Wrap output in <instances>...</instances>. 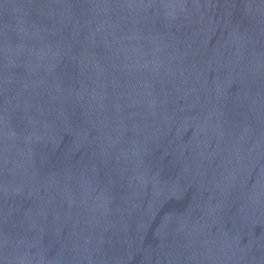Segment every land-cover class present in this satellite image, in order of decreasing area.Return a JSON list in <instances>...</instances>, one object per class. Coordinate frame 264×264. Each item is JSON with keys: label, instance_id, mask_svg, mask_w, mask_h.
I'll list each match as a JSON object with an SVG mask.
<instances>
[{"label": "water", "instance_id": "water-1", "mask_svg": "<svg viewBox=\"0 0 264 264\" xmlns=\"http://www.w3.org/2000/svg\"><path fill=\"white\" fill-rule=\"evenodd\" d=\"M0 264H264V0H0Z\"/></svg>", "mask_w": 264, "mask_h": 264}]
</instances>
